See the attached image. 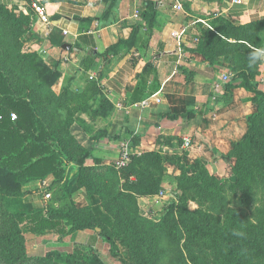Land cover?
<instances>
[{"label": "crops", "instance_id": "crops-1", "mask_svg": "<svg viewBox=\"0 0 264 264\" xmlns=\"http://www.w3.org/2000/svg\"><path fill=\"white\" fill-rule=\"evenodd\" d=\"M2 2L34 13V5L43 7L49 22H40L35 13L34 34L25 50L38 54L59 72L51 88L55 94L72 86L109 103L111 114L106 119L96 117L90 121L91 130L83 127L76 132L92 154L88 166H112L122 142L129 144L131 157L158 152L167 158L162 184L165 193L138 196L142 215L157 217L156 212L177 202L171 182L182 174L179 165L188 168L189 176L195 173L197 161L218 179L232 176L234 159L229 153L233 144L248 135L247 118L257 112L256 94L238 87L228 104H216L214 86L231 68L251 69L264 92V0ZM148 3L154 12L145 18ZM128 41L132 43L125 44ZM81 97L84 95H73L76 100ZM147 98H153L149 106H140ZM188 111L200 115L192 120L163 117ZM93 132L95 137L102 135L95 143L90 139ZM185 139L190 140L189 148ZM77 171L71 165L65 175L76 189H72L71 201L77 208L101 207L97 196L89 197L85 188L76 187ZM54 181L53 176L28 181L22 192L38 186L40 190L34 188L38 191L32 193L43 195V183L52 187ZM49 187L45 191H51ZM91 234H74L85 238L84 242L75 238L73 248L87 245ZM67 240L54 238L50 250L61 252L59 243ZM98 245L100 238L92 248Z\"/></svg>", "mask_w": 264, "mask_h": 264}, {"label": "trees", "instance_id": "trees-1", "mask_svg": "<svg viewBox=\"0 0 264 264\" xmlns=\"http://www.w3.org/2000/svg\"><path fill=\"white\" fill-rule=\"evenodd\" d=\"M153 12L154 7L148 3L145 18ZM32 56L41 59L36 53ZM230 72L237 82L225 85L224 94L215 103L228 104L233 89L241 87L256 94L253 102L257 106V112L247 118L248 135L233 144L229 153L235 160L232 176L230 180L221 181L212 176L201 161L196 162L195 173L189 176L188 168L179 165L182 174L174 179L179 185L172 192L180 191L182 183L194 187L199 191V198L211 208L192 212L187 208V201H180L165 208L170 216L177 212L176 219L156 222L141 214L138 196L165 193L162 184L166 178V158L163 155L152 152L132 156L121 174L115 164L87 166L91 152L83 147L76 148L79 153L75 152L66 142L54 139L38 116L33 99L13 97L10 83L0 71V97L10 108L0 114V199L22 197L24 183L44 181L50 175L55 180L53 190L66 172L60 167L72 165L78 168L77 188H85L89 197L97 196L101 202V207L91 204L77 208L70 199L72 189L67 184L68 207L50 205L44 211H37L35 221L25 227L26 230L18 224L19 219L32 214L3 211L0 213V264H92L84 250L92 249L100 237L110 245L111 255L121 264H264V92L254 81L256 71L231 68ZM59 76L56 70L49 83H41L40 88L51 89ZM12 112L18 117L16 121L10 118ZM199 115L196 111H188L163 117L192 120ZM148 159L149 164H156L157 174L150 172L149 164L145 163ZM124 171L129 173L122 175ZM111 186L113 190L109 191ZM115 206H119L120 211ZM94 207L102 208L117 227L129 234L130 259L116 253L119 251L117 241L102 225L101 215ZM43 229L60 235L59 240L82 231H92V234L87 245H76L72 253L50 251L42 258H28L25 233H39ZM63 229L66 230L64 234ZM186 246L193 247L197 257L187 258L183 249Z\"/></svg>", "mask_w": 264, "mask_h": 264}, {"label": "rangeland", "instance_id": "rangeland-1", "mask_svg": "<svg viewBox=\"0 0 264 264\" xmlns=\"http://www.w3.org/2000/svg\"><path fill=\"white\" fill-rule=\"evenodd\" d=\"M2 1L3 0H0V71L7 78L12 87L11 95L18 99H33L38 116L41 121L44 122V126L53 133V138L56 140L58 138L61 139V141L66 142L69 149H73V151L79 153L76 148L85 147L77 139L79 133L76 132L79 128L83 127L84 129L88 128L91 130L90 121L94 122L96 117L106 119V116L111 114V108L108 106L109 103L102 98L95 96L94 93L92 94L90 91L74 89L72 86H66L63 88L59 95L55 94L50 88H40L41 83H46L52 79L53 72H56V68L48 66L43 60L32 56L31 52H28L27 49L25 50L27 42L34 34L33 31L31 32V29L36 22L35 14L30 9L25 11L20 10L15 5H6ZM28 28L30 29L28 30ZM74 94H82L84 97H90L88 99L86 97H81L80 101L73 98ZM9 110L10 108L8 107V104L3 101V97H0V114ZM87 122L88 124L86 127ZM90 135V139L95 143L97 140L95 133L93 132V134ZM153 162L155 163V160H153ZM145 163L149 164V159L146 160ZM86 165L88 166L92 164L87 163ZM60 168L66 172L62 180L56 184L55 189L45 191L47 188H42L43 195H34L32 192L38 190L32 189H39V187L31 186V188H29L31 191L23 193L22 197L0 199V213L6 211L11 214L12 210H17L22 213L32 214L28 218L19 219L18 224L26 230L25 227L31 226L35 221V213L37 211H44L50 205H54L56 208H64L67 206L65 191L67 189V184L70 185L69 180L71 178L67 181L65 180L68 167L61 166ZM148 168L151 173H158L159 169L156 167V164H149ZM121 171L122 169L118 170L120 174ZM127 173H129V171H124L122 172V175H127ZM49 177L52 176L50 175ZM68 177L72 176L68 175ZM119 177H121V175H119ZM230 178L226 180H230ZM171 184L173 188H177L179 185L177 181H172ZM75 185L77 187V180ZM70 187L72 186L70 185ZM71 189L76 191L75 188ZM112 190L113 188L111 186L109 191ZM47 193L50 194L49 199L45 197ZM175 195L177 197L176 204H179L180 201H187V208L192 212L199 208H211V205L206 204L201 198H199V191L196 188L185 186L184 183H182L181 190L176 192ZM115 207L120 211L119 206ZM94 208L95 210L97 209V214L99 215L100 213L101 215L102 225L108 228L109 232L117 241L119 251L116 253H119V255L127 260L130 259L131 256H129L128 250V248H130L128 244L130 242L129 234L127 235L125 231L117 227L118 225H115L114 221L109 218L107 214L103 213L100 208ZM167 213L168 212H166L164 207L163 211L156 212L157 217L150 216L149 218L156 222L160 220L169 222L170 218L175 217L176 219L178 216L177 212H173L171 216ZM61 232L64 234L66 233V230L63 229ZM59 237L61 236L54 234L50 229H43L42 232L39 233L26 232L25 238L28 258H42L48 252L53 251L50 250L53 246L49 245V243L53 242L54 238L59 239ZM62 238H67L68 243H59L58 247H60L61 252L72 253L76 250V245L75 248H73L74 239L77 238V240L83 241L85 237H77L73 234ZM69 238L71 239V242L69 241ZM183 244L184 240L180 243V246L182 247ZM183 249L185 251L184 255L187 256V258L190 256L197 257L193 252V247L190 248L186 246L183 247ZM189 249H191L192 252L189 253ZM84 251L92 260V264H121L117 257L111 255L110 245L105 242L102 237H100V245L92 249L88 247Z\"/></svg>", "mask_w": 264, "mask_h": 264}, {"label": "built area", "instance_id": "built-area-1", "mask_svg": "<svg viewBox=\"0 0 264 264\" xmlns=\"http://www.w3.org/2000/svg\"><path fill=\"white\" fill-rule=\"evenodd\" d=\"M36 15L38 16V20H40V22L47 24L49 22V18L46 16L45 11L43 9V7L38 6V5H34L33 7ZM234 78V74L230 71H228L227 73L223 74L222 77L220 78V81H218L215 86H214V97H213V101H216L220 96H222L224 94V88L225 85L229 84V83H235L237 81H233ZM153 98H147L146 100H144L140 106L142 107H147L149 106V104L151 103ZM156 101L159 103L161 102V98L156 99ZM11 120L12 121H16L17 120V115L15 113H11L10 115ZM186 148H189L191 143L190 140L185 139V143H184ZM131 161V154H130V149H129V144L128 143H121L120 147H119V158L117 159V161L114 163L116 169H122L124 167H126L128 165V163ZM44 188H48L49 184L47 182H44ZM161 195H164V193H161ZM45 197L47 199L50 198V194H46Z\"/></svg>", "mask_w": 264, "mask_h": 264}, {"label": "water", "instance_id": "water-1", "mask_svg": "<svg viewBox=\"0 0 264 264\" xmlns=\"http://www.w3.org/2000/svg\"><path fill=\"white\" fill-rule=\"evenodd\" d=\"M64 48H67L66 46Z\"/></svg>", "mask_w": 264, "mask_h": 264}]
</instances>
